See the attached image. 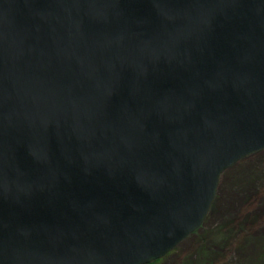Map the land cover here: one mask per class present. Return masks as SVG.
I'll return each instance as SVG.
<instances>
[{"label": "water", "instance_id": "1", "mask_svg": "<svg viewBox=\"0 0 264 264\" xmlns=\"http://www.w3.org/2000/svg\"><path fill=\"white\" fill-rule=\"evenodd\" d=\"M264 149V0H0V264H146Z\"/></svg>", "mask_w": 264, "mask_h": 264}, {"label": "rangeland", "instance_id": "2", "mask_svg": "<svg viewBox=\"0 0 264 264\" xmlns=\"http://www.w3.org/2000/svg\"><path fill=\"white\" fill-rule=\"evenodd\" d=\"M146 264H264V149L225 170L202 225Z\"/></svg>", "mask_w": 264, "mask_h": 264}]
</instances>
